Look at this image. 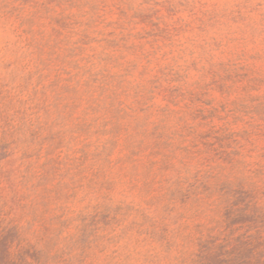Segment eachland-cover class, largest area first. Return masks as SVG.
I'll return each instance as SVG.
<instances>
[{
    "label": "rangeland",
    "instance_id": "1",
    "mask_svg": "<svg viewBox=\"0 0 264 264\" xmlns=\"http://www.w3.org/2000/svg\"><path fill=\"white\" fill-rule=\"evenodd\" d=\"M241 196L264 0H0V264H196Z\"/></svg>",
    "mask_w": 264,
    "mask_h": 264
},
{
    "label": "trees",
    "instance_id": "2",
    "mask_svg": "<svg viewBox=\"0 0 264 264\" xmlns=\"http://www.w3.org/2000/svg\"><path fill=\"white\" fill-rule=\"evenodd\" d=\"M241 206L225 216V233L200 238L196 264H264V212L246 196L238 198ZM236 224L243 232L233 236ZM245 225V226H243Z\"/></svg>",
    "mask_w": 264,
    "mask_h": 264
}]
</instances>
